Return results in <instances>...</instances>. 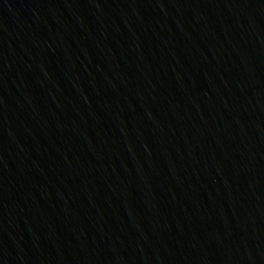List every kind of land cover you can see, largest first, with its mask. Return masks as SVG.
Listing matches in <instances>:
<instances>
[{"label": "water", "instance_id": "obj_1", "mask_svg": "<svg viewBox=\"0 0 264 264\" xmlns=\"http://www.w3.org/2000/svg\"><path fill=\"white\" fill-rule=\"evenodd\" d=\"M0 264H264V0H0Z\"/></svg>", "mask_w": 264, "mask_h": 264}]
</instances>
